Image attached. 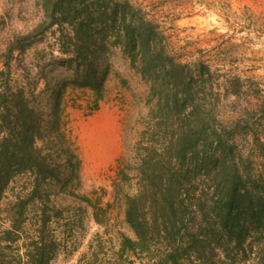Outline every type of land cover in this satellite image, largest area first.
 I'll list each match as a JSON object with an SVG mask.
<instances>
[{
  "label": "trees",
  "instance_id": "obj_1",
  "mask_svg": "<svg viewBox=\"0 0 264 264\" xmlns=\"http://www.w3.org/2000/svg\"><path fill=\"white\" fill-rule=\"evenodd\" d=\"M41 6L43 20L8 43L0 70V202L6 199L1 212L8 222L0 227V264H51L59 249L51 223L61 210L51 203L49 186L64 168L72 175L78 168L62 128L61 92L55 91L44 117L7 70L14 51H24L53 26L62 48L73 54L70 85L91 92L93 110L105 89L95 54L108 41L149 84L148 131L140 133L134 152L138 189L126 196L124 208L134 237L120 234L107 264H136L132 256L139 264H264L259 90L241 106L246 90L239 77L177 60L158 23L130 0H41ZM220 97L231 98L229 106L238 112L226 124L219 119ZM249 135L252 146L244 150L238 139Z\"/></svg>",
  "mask_w": 264,
  "mask_h": 264
},
{
  "label": "rangeland",
  "instance_id": "obj_2",
  "mask_svg": "<svg viewBox=\"0 0 264 264\" xmlns=\"http://www.w3.org/2000/svg\"><path fill=\"white\" fill-rule=\"evenodd\" d=\"M130 1L158 23L177 60L204 63L219 75L239 77L246 90L239 99L241 106L256 89L264 96V0ZM42 20L41 0H0V70L5 69L2 60L8 43ZM94 61L105 87L96 110L90 91L70 85L73 54L62 48L55 26L24 51H14L7 69L12 84L24 89L44 117L52 110L55 91L61 92L62 128L78 160L74 175L64 168L60 181L49 186L51 203L61 210V217L51 223L59 241L51 264H107L118 249L120 234L134 237L125 223L124 208L126 196L138 189L134 152L140 133L148 131L149 84L109 41ZM230 99L220 97L218 102L219 119L225 124L238 116ZM257 134L264 143V121ZM250 141V135L238 139L244 150L251 148ZM19 186L15 183L14 192ZM5 203L6 199L0 202L2 228L8 226L1 212ZM233 258L236 263L234 253ZM131 259L140 262L135 256Z\"/></svg>",
  "mask_w": 264,
  "mask_h": 264
}]
</instances>
